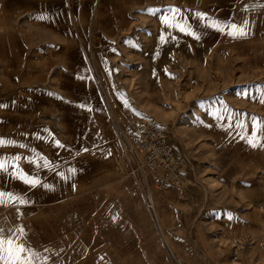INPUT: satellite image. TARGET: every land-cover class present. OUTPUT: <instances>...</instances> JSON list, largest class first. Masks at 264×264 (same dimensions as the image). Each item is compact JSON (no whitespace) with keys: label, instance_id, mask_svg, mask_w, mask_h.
Listing matches in <instances>:
<instances>
[{"label":"rangeland","instance_id":"rangeland-1","mask_svg":"<svg viewBox=\"0 0 264 264\" xmlns=\"http://www.w3.org/2000/svg\"><path fill=\"white\" fill-rule=\"evenodd\" d=\"M124 2L116 22L105 16L92 28L93 10L82 30L62 31L67 74L39 79L61 89L54 101L69 103V132H77L72 114L84 115L90 134L101 119L99 132L120 138L129 166L118 158L102 165L100 189L70 200L66 220L47 223L48 234L43 220L21 222L20 242L35 264H264V0L195 7L213 40L203 30L196 38L175 30L174 13L155 3ZM83 58L85 71L72 67ZM76 81L91 83L100 119ZM146 121L164 129L179 155L178 184L157 188L141 154L129 151Z\"/></svg>","mask_w":264,"mask_h":264},{"label":"crops","instance_id":"crops-1","mask_svg":"<svg viewBox=\"0 0 264 264\" xmlns=\"http://www.w3.org/2000/svg\"><path fill=\"white\" fill-rule=\"evenodd\" d=\"M124 1L126 4L131 2ZM167 1L143 0L147 6L155 3L163 7L161 12L174 13L175 30L186 27L188 31H183L184 34L193 38L203 30L204 38L213 40L207 22L199 23V17L203 16L195 7L202 8L204 12L220 7L225 10V5L233 0ZM117 2L0 0V140L4 141L0 145V163L4 164L0 169V193H4L0 198V235L4 237L15 235L20 238V223L37 220L46 223L48 234L47 223L66 220L65 208L70 200L101 188L102 165L111 161L115 163L118 158L120 166L123 161L129 166L127 157L121 154L120 138L99 132L103 110L94 88L86 86L91 83L76 81L72 87L82 93L92 117L100 119L94 123L95 132L92 134L84 131L86 124L84 115L80 113L72 114L77 117L76 122L72 119V128L77 132H69V103L60 99L54 101L55 94L61 98V89L58 86L54 88L56 90L46 88L44 81L39 79L62 77L67 72L63 70L62 62L70 60L69 44L62 31L82 30L86 14L93 10L92 28L99 29V23L105 16L108 21L116 22ZM106 7L115 9H102ZM126 10L125 7V13ZM182 11L186 17L177 22V14ZM82 60H77L72 67L85 71V60ZM48 63L60 64V69L47 70ZM52 66L55 68L54 64ZM21 174L37 183H25L20 178ZM39 210L44 212L43 219L37 218Z\"/></svg>","mask_w":264,"mask_h":264},{"label":"built area","instance_id":"built-area-1","mask_svg":"<svg viewBox=\"0 0 264 264\" xmlns=\"http://www.w3.org/2000/svg\"><path fill=\"white\" fill-rule=\"evenodd\" d=\"M129 151L141 154L140 166L151 173H155L156 187L163 189L168 185L178 184L181 159L172 149L164 129L152 122L142 123L135 134L134 142ZM152 208V204L148 205Z\"/></svg>","mask_w":264,"mask_h":264},{"label":"snow or ice","instance_id":"snow-or-ice-1","mask_svg":"<svg viewBox=\"0 0 264 264\" xmlns=\"http://www.w3.org/2000/svg\"><path fill=\"white\" fill-rule=\"evenodd\" d=\"M172 11L175 12L176 10L173 9ZM201 16H203V14H201ZM161 20L163 22L165 20V17H161ZM177 27H179V25H177ZM232 28L237 29V26L232 25ZM180 30L188 31L186 27H181ZM237 33L243 35L242 30L237 29ZM237 33L229 32V35H234ZM262 102H264V100H262ZM253 131L255 132V127ZM249 142L251 143L252 141L250 140ZM2 144H4V141L0 140V145ZM57 144H59V142H57ZM3 168L4 164L0 163V169ZM20 178L23 179L25 183H29L32 185H35L37 183L35 179H29L23 174H21ZM3 196L4 193H0V198H2ZM9 196L12 199H16V197L12 196V194H9ZM21 203H23V201H21ZM34 257L35 253L31 249L26 248L21 242H19V238L15 235L9 237L0 235V264H35Z\"/></svg>","mask_w":264,"mask_h":264},{"label":"bare ground","instance_id":"bare-ground-1","mask_svg":"<svg viewBox=\"0 0 264 264\" xmlns=\"http://www.w3.org/2000/svg\"><path fill=\"white\" fill-rule=\"evenodd\" d=\"M93 24H94V23H93ZM94 27H95V26H94ZM135 27H136V26H135ZM95 28H96V27H95ZM130 29H131V28H130ZM124 30H125V29H124ZM124 30H123V31H124ZM127 33H128V32H127ZM120 36H121V35H120ZM201 45H202V44H201Z\"/></svg>","mask_w":264,"mask_h":264}]
</instances>
